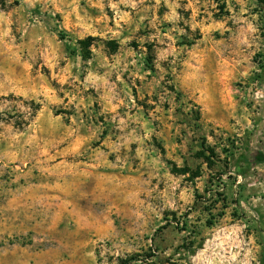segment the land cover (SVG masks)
Here are the masks:
<instances>
[{
  "label": "rangeland",
  "instance_id": "1",
  "mask_svg": "<svg viewBox=\"0 0 264 264\" xmlns=\"http://www.w3.org/2000/svg\"><path fill=\"white\" fill-rule=\"evenodd\" d=\"M0 264H264V0H0Z\"/></svg>",
  "mask_w": 264,
  "mask_h": 264
},
{
  "label": "trees",
  "instance_id": "2",
  "mask_svg": "<svg viewBox=\"0 0 264 264\" xmlns=\"http://www.w3.org/2000/svg\"><path fill=\"white\" fill-rule=\"evenodd\" d=\"M193 253H195V252H193Z\"/></svg>",
  "mask_w": 264,
  "mask_h": 264
}]
</instances>
